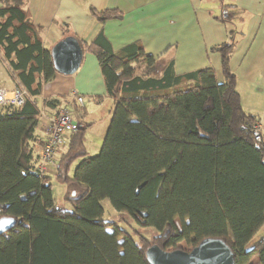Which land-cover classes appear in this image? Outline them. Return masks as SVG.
Instances as JSON below:
<instances>
[{
	"label": "trees",
	"instance_id": "trees-1",
	"mask_svg": "<svg viewBox=\"0 0 264 264\" xmlns=\"http://www.w3.org/2000/svg\"><path fill=\"white\" fill-rule=\"evenodd\" d=\"M0 3V59L29 96L0 116V219L15 220L0 235V264H148L152 245L193 249L205 238L223 240L234 264H264V235L251 244L264 226V134L254 138L259 121L235 88L233 32L213 49L221 83L210 68L177 75L172 59L135 45L115 54L100 35L82 44L113 101L109 127L94 156L85 129L69 134L54 173L42 179L34 171L40 109L65 98L30 101L56 75L50 51L23 0ZM90 14L104 23L120 12ZM53 179L69 207L55 204Z\"/></svg>",
	"mask_w": 264,
	"mask_h": 264
},
{
	"label": "crops",
	"instance_id": "crops-1",
	"mask_svg": "<svg viewBox=\"0 0 264 264\" xmlns=\"http://www.w3.org/2000/svg\"><path fill=\"white\" fill-rule=\"evenodd\" d=\"M23 7L31 21L41 28L43 46L49 51L65 37L76 38L82 47L100 35L115 54L135 45L155 58L164 55L160 62L172 59L177 75L210 68L219 83L223 81L220 56L213 49L227 42L233 32L229 65L236 76L235 88L241 106L256 116L260 133L264 134V0H23ZM90 9H115L120 14L117 19L99 23ZM0 84L9 90L15 87L1 59ZM73 91L83 97L82 107L71 96ZM60 97L65 98L63 103L72 117L85 129L84 148L88 156H94L88 146L101 148L113 101L106 94L101 67L93 54L83 51L80 67L72 75L56 72L54 79L43 85L39 98L42 103ZM103 102L107 105L106 113L101 121L94 120L90 111H97ZM42 108L48 117L53 115L55 108ZM77 113L84 117L83 121ZM68 141L69 135L59 148H66ZM77 163H73L72 169ZM257 263L255 259L253 264Z\"/></svg>",
	"mask_w": 264,
	"mask_h": 264
},
{
	"label": "water",
	"instance_id": "water-1",
	"mask_svg": "<svg viewBox=\"0 0 264 264\" xmlns=\"http://www.w3.org/2000/svg\"><path fill=\"white\" fill-rule=\"evenodd\" d=\"M54 69L62 75H72L80 67L83 49L74 37H65L50 50ZM15 220L3 217L0 219V235L12 229ZM148 264H234V255L226 243L219 238H205L190 251L181 249L164 251L157 245L145 251Z\"/></svg>",
	"mask_w": 264,
	"mask_h": 264
},
{
	"label": "built area",
	"instance_id": "built-area-1",
	"mask_svg": "<svg viewBox=\"0 0 264 264\" xmlns=\"http://www.w3.org/2000/svg\"><path fill=\"white\" fill-rule=\"evenodd\" d=\"M78 107L83 106V97L75 91L71 94ZM29 99L26 90L22 87H14L9 90L0 84V116L6 115L10 109L21 107ZM30 101L40 104V98H31ZM80 129L79 123L72 117V114L66 103H60L55 107L52 116L48 117L44 108L39 113V136L37 141V159L34 165V171L38 177L44 179L54 173L56 169V150L63 144L64 138ZM254 138L260 141V125L257 122L254 125Z\"/></svg>",
	"mask_w": 264,
	"mask_h": 264
},
{
	"label": "rangeland",
	"instance_id": "rangeland-1",
	"mask_svg": "<svg viewBox=\"0 0 264 264\" xmlns=\"http://www.w3.org/2000/svg\"><path fill=\"white\" fill-rule=\"evenodd\" d=\"M7 80L9 82V78H7ZM105 105H106V102H103L101 104V106L97 109V111H96V109L90 111V112L94 113V115H93L94 120H96L97 118H98L97 119L98 121L102 120L103 114L106 113V106L107 105L106 106ZM77 118L80 119L81 121L84 120V117L81 118L80 114H78V113H77ZM88 149H89V153L91 155H95V154H97L99 152L100 147L95 148L94 146L91 145V147L88 146ZM51 183H52L53 199H54L55 204L57 206H59V207H66V208L69 207V204L67 202H65L64 198H63L64 197V191H65L64 186L62 184H60L58 181L54 180V179L52 180ZM104 209H105V214L106 215L108 214V212H110V211L112 212V208H111L109 202H107V201L104 202ZM177 226H178V224H177ZM263 233H264V226L261 228L260 231H258V234L255 235V237L251 241V244L256 242V240L258 238L262 237L264 235ZM180 249L184 250V251H190L191 250L185 243H182L180 245Z\"/></svg>",
	"mask_w": 264,
	"mask_h": 264
}]
</instances>
